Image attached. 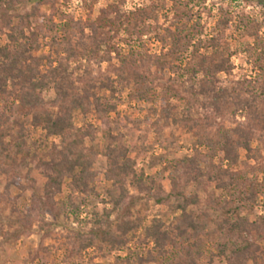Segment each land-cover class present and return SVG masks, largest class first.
<instances>
[{
    "label": "trees",
    "instance_id": "1",
    "mask_svg": "<svg viewBox=\"0 0 264 264\" xmlns=\"http://www.w3.org/2000/svg\"><path fill=\"white\" fill-rule=\"evenodd\" d=\"M165 1L182 3V0H153L149 9L137 10L127 22L126 30L134 35L145 30L147 27L142 25V20L156 19V13L163 9ZM242 1L256 2L264 9V0ZM26 2H34L31 12L19 17V26H12L7 31L9 41L0 44V99L16 110H23L26 118L7 127L4 136H0V155L13 169L19 167L44 177L43 195L49 202H54L65 188L69 190L66 198L71 204L76 197L86 200L94 193L92 185L96 173L93 165L97 156L102 153L108 165L104 173V180L109 183L105 195L112 208L104 209L100 216L91 211L96 228L89 233L75 232L74 237L67 239L64 248L68 256L95 247L98 251H124L125 256L117 257L113 264H150L165 259L171 249L182 242L186 243L180 248L184 259L168 264H213L215 260L220 264H264V248L260 244L264 238V215L251 221L228 209L234 201L229 192L238 184L232 168L254 160L264 182V161L260 162L258 150L251 148L256 134L264 133V81L256 83L255 87L243 88L244 82L235 81L230 60L232 37L237 35L240 44L245 42L242 49L250 52L249 40H259L256 33L262 22L256 23L254 19L243 22L240 16L233 21L224 10L211 34L190 45L195 35L193 29L187 18H178L165 29V35L159 37L161 49L166 50L162 59L137 54L140 61L157 64L155 74L120 69L114 79L97 80L93 78L94 66L104 61L111 63L110 50L117 52L118 35L115 34L114 39L108 38L96 22H65L61 17L55 22L58 15L56 0H0V5L13 9ZM43 6L48 8V13L42 11ZM33 24L37 32L30 29ZM189 46L192 48L185 61L182 54L188 52ZM178 60L186 62L179 83L185 92L200 101L204 112L202 121L231 113L234 116L243 114L245 120L229 130L219 126L211 131L209 125L207 130L199 128L190 116L189 107L183 109L181 121L196 136V143L207 152L196 151L194 158L178 161L167 178L169 190L165 193L162 181H158L160 178L143 172L136 176L137 154L129 152L122 133H111L117 127L116 121L110 123L101 119L104 143L100 146L95 140L94 125L87 116L115 112V103L109 104L106 99L102 102V97H106L101 93L103 89L107 90L109 98L115 99L119 82L134 83L141 95L148 91L145 89L148 80L156 76L157 80L163 78L165 69H170ZM122 64L126 66L125 61ZM50 91L53 97L46 100L44 95ZM76 111L82 115V126L73 122ZM151 112L155 113L154 110ZM175 114V107L163 108L154 122L159 124L163 120L167 123L170 117L175 121ZM31 133L38 135L36 141L29 140ZM49 138L53 140L49 142ZM215 157H219L226 168L217 169L213 162ZM152 161L147 164L149 169L154 168ZM8 171L0 168V177H5ZM124 177H130V186L143 193L145 200L153 199L154 204L166 207L175 215L166 220L165 214L148 219L134 212L131 207L142 201L136 198L134 202ZM11 178L9 182L16 183L14 179L19 177ZM194 184L197 188L214 186L225 195L229 194V200L222 203L213 195L209 197L211 208L228 215L208 233H204L206 224L201 221L206 213L190 209L192 206L198 209L201 205L198 195L188 192ZM249 188L246 201L250 206L255 203L259 188L257 183ZM119 206L127 208L122 215L117 214ZM111 215H115L113 224ZM71 246L73 252L69 249Z\"/></svg>",
    "mask_w": 264,
    "mask_h": 264
},
{
    "label": "rangeland",
    "instance_id": "2",
    "mask_svg": "<svg viewBox=\"0 0 264 264\" xmlns=\"http://www.w3.org/2000/svg\"><path fill=\"white\" fill-rule=\"evenodd\" d=\"M151 1L153 0H56L55 6L58 15L54 21H58L61 17L65 22L71 20H81L84 23L96 22L103 27L102 31L106 32L108 38L114 39V35L117 34L120 40L116 44L117 52L110 50L111 63L104 61L100 65L94 66L93 69V78L97 80L105 77L114 79L120 69L125 71L136 69L142 73L155 74L158 71L157 64L152 61L142 62L137 54L139 53L146 58L148 56L151 59H162L166 50L161 49L159 37L165 35V29L173 21L178 18L189 20V25L193 29L192 33L195 34L194 40L190 44L193 45L199 39L211 34L215 22L224 10H227L233 21H236L237 17L240 16L243 22L248 21V19H254L256 23L262 22L256 33L259 40L255 41L253 38L249 40L250 52L246 53L242 49L245 42L240 44L237 35H234L233 39L230 40L232 51L230 60L234 66L235 81L244 82L243 88L255 87L257 86L256 83L264 81V9H261L256 2L182 0V3L173 4V2L165 1L163 9L157 11L156 19L142 20V25L147 27L145 30L138 35L127 31V22L135 16L138 9H149ZM33 4L34 2H26L13 7V9L0 5V44L9 41L8 29L12 26H19V17L29 14ZM41 9L48 13L46 6ZM6 17L9 19L7 20ZM30 29L37 32L34 24L31 25ZM113 43L111 42L112 45ZM191 48L189 46L188 52L182 54L184 60L188 57ZM122 61L126 62L125 67ZM185 61L173 62L170 69H165L163 78L157 80L156 76L153 80H148L145 84V89L148 91L141 95L137 93L134 83L126 85L119 82L115 99L109 98L107 90L103 89L101 93L106 97H102V102H105L106 99L109 104L115 103V112H110L107 115L90 114L87 116L88 121L94 125L95 140L100 146L104 143L100 125L101 119H107L110 123L113 120L116 121L117 127H114L111 133L114 135H121L122 133L129 152L137 154L134 167L136 176L143 172L145 175L160 178L157 180L162 181L165 193L169 190L167 178L178 161L184 158H194L196 151L202 154L207 152L203 146L196 143V136L181 121L180 113L183 109L189 107L191 109L190 116L199 128H206L207 130L209 125L211 131H215L219 126H223V130H229L234 128L237 123L245 120L243 114L234 116L231 113L212 120L202 121L204 112L200 101L195 99L192 94L185 92L179 83ZM157 75L160 73L158 72ZM79 93H81L80 89ZM44 97L46 100H50L53 97L52 91L46 93ZM14 102L17 103L16 100ZM9 104L0 99V136H4L3 133L6 132L7 127H13L16 122L26 118L23 110H16ZM171 106L176 108L178 114H175L176 120L173 121L170 117L167 123H163L161 120L159 124H155L154 121L162 109ZM151 110H154L155 113L153 114ZM29 118L28 116L27 119ZM145 118L146 120H144ZM73 122L76 126L83 124L82 115L78 111L74 112ZM37 136L36 133H31L29 140L36 141ZM52 140L53 138H49V142ZM251 148L258 150L257 159L260 162L264 161V133L256 134L255 140L251 143ZM240 157L243 160L244 152L241 153ZM151 159L155 163L153 169H149L147 165ZM213 162L217 169L226 168L224 162L220 163L219 157H215ZM8 164L9 161L0 155V168L9 170L5 177H0V264H113L117 257L123 258L125 256V252L122 250L98 251L95 247L73 254V246H71L69 249L72 254L69 253L72 257H70L64 248L65 241L74 237L75 232L89 233L96 228L91 211L100 216L104 209L110 210L112 208V204L105 195V188L109 186V183L104 180V173L108 165L106 157L102 153L97 156L93 165L96 173L92 185L94 193L86 200L76 197L71 201L72 204L66 198L69 193L67 188L62 194L54 198V202H49L43 195L44 177L37 173H28L26 169L19 167L13 169ZM256 167L257 162L251 160L245 165L231 169L238 184L229 192L234 201L228 209L236 215L247 216L251 221L257 216L264 215L263 174ZM158 174L160 176H157ZM14 175L19 177L14 179L17 184L9 182ZM123 181L129 194L134 198V202L136 198L142 201V204L135 202L134 206L131 207L141 217L150 219L157 216L164 217L165 214L167 215L166 220L175 215L170 214L166 207L154 204L153 199L145 200L143 193H138L130 186L132 181L130 177H124ZM256 183L259 192L255 203L250 207L246 201V195L250 190V185H256ZM196 188L197 186L194 184L189 187L188 192L196 193L201 205L198 209L195 206L190 207V209L197 210L199 213H206L205 216L207 217L203 215L201 221L206 224L204 233H208L213 231L216 224L228 215L224 214L225 211L220 213L215 208H211L212 205L208 203L209 197L213 195L214 199L222 203L229 200V194L225 195L224 192L214 189V186L195 190ZM126 211V207L119 206L117 214L122 215ZM114 218L115 215L110 216L112 224ZM260 244L264 248V238L260 240ZM184 246L186 243L180 242L177 247L171 249L165 259H158L157 263L150 264H168L173 260L184 259V252L180 251V248ZM213 264L220 263L215 260Z\"/></svg>",
    "mask_w": 264,
    "mask_h": 264
}]
</instances>
